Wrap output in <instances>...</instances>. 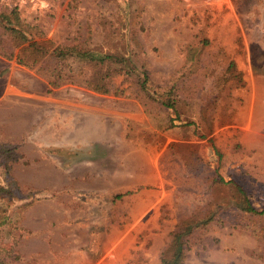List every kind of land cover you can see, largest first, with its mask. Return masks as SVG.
<instances>
[{"label":"rangeland","instance_id":"1","mask_svg":"<svg viewBox=\"0 0 264 264\" xmlns=\"http://www.w3.org/2000/svg\"><path fill=\"white\" fill-rule=\"evenodd\" d=\"M13 10L49 51L0 52L6 264H264V0Z\"/></svg>","mask_w":264,"mask_h":264},{"label":"trees","instance_id":"2","mask_svg":"<svg viewBox=\"0 0 264 264\" xmlns=\"http://www.w3.org/2000/svg\"><path fill=\"white\" fill-rule=\"evenodd\" d=\"M42 35L39 33L35 26L27 24L21 21L17 15V13L13 10L10 14H1L0 15V52L3 55H6L8 58L14 57V51L16 48L20 47L19 53L25 52V50L31 49L35 53L45 54L49 49L45 46L47 44L46 40L36 41L34 40V36ZM27 43V44H26ZM26 44V45H25ZM53 54L59 55L62 54L63 51L59 50L55 47L52 52ZM80 56H83L86 59L97 60L102 62L106 59H110L113 56L106 55L100 56L95 54H90L88 52H77ZM16 62L22 64L24 66H31L30 58H24L19 54L15 55ZM10 149L0 146V164L5 163L6 156L9 153ZM220 182L224 183L222 178H219ZM231 183V182H229ZM236 186V189L242 196V210L247 212L255 213V214H264L263 209H256L250 201L247 199L244 190L237 184L233 182ZM120 196V195H119ZM175 249L172 256L169 260H165L166 264H182V253L184 250L183 244L179 241H175L174 243ZM10 256V250L4 247L3 244H0V264H6L7 259Z\"/></svg>","mask_w":264,"mask_h":264}]
</instances>
